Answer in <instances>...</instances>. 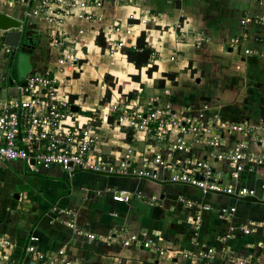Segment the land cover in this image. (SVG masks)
Listing matches in <instances>:
<instances>
[{
    "label": "crops",
    "instance_id": "crops-1",
    "mask_svg": "<svg viewBox=\"0 0 264 264\" xmlns=\"http://www.w3.org/2000/svg\"><path fill=\"white\" fill-rule=\"evenodd\" d=\"M65 1L50 0L48 13L54 14L64 7ZM103 1L101 8L90 9L95 15L92 20L82 21L68 15L63 22L54 24L30 19L27 16L30 7L26 3L0 0V12L22 21L23 32L31 39V43L27 42L13 54L0 52V95H15V86L24 83L33 69L53 66L52 58L59 57L62 51L50 47L49 36L60 31L67 44L75 47L82 57L80 66L84 63L88 70L93 69L89 72L92 78L97 74L101 77L110 74L128 80L131 75L140 74L141 83L127 85L134 93L132 98L138 96L133 90L139 88L140 95L148 99L157 95L161 104H170L175 109L197 108L207 100L212 105L207 112L209 116L217 115L233 124L264 126V23L258 20L264 15V0ZM36 2L31 7L36 6ZM131 14L149 21L147 24L134 22L133 41L130 40L125 49H135L142 31H146V41H151L153 50L150 63L158 66L160 73L175 76V80L166 81L164 87L160 86L156 73L152 78L147 75V67L138 71L123 52L110 55L97 44L101 32L113 35V27L119 23L125 27ZM246 19L250 20L243 24ZM148 25L158 27L159 34ZM200 35L207 40L199 45L197 37ZM235 39L240 40L237 46L233 44ZM246 50L251 54H246ZM84 70L80 68L75 72L81 73V78H85L83 82L76 78L71 80L69 76L65 78L70 83L71 95H79V82L83 86L89 83ZM119 71L126 76L119 75ZM149 85L153 86L150 95ZM165 89L169 94H165ZM123 91V95L131 94ZM103 97L104 92L100 102ZM121 132L118 129L112 140L107 139L110 147H106L105 152L117 154L118 148L111 147L123 142ZM234 137L252 140L250 135L240 133H235ZM259 148L251 146V150ZM220 168L225 169L220 177L229 179L226 166ZM247 186L256 189L258 196L240 199L217 193L204 195L185 185L83 171L69 177L59 167L34 169L26 162L2 161L0 236L15 241V255L19 258L23 257L30 235L36 233L42 249L50 252L66 246L72 257L84 259L88 264H114L117 260H122L123 264H192L181 257L170 259L166 252H158L159 249H194L192 213L177 202L178 197L186 196L195 199L203 209L199 241L214 245L234 225L235 237L227 243L242 255L247 253L251 241H264V229H259L250 241L237 230L241 223L264 220L263 183L252 178ZM115 192L129 194L132 198L128 203H116L112 199ZM222 207L236 209L229 220L220 217ZM183 220L188 222L183 223ZM70 221L83 233L95 234L96 239L75 233L68 227ZM130 232L147 233L146 239H152L158 248L124 246L125 234ZM205 264H225V261L216 259Z\"/></svg>",
    "mask_w": 264,
    "mask_h": 264
},
{
    "label": "built area",
    "instance_id": "built-area-1",
    "mask_svg": "<svg viewBox=\"0 0 264 264\" xmlns=\"http://www.w3.org/2000/svg\"><path fill=\"white\" fill-rule=\"evenodd\" d=\"M18 1L30 7L27 13L30 19L54 24L63 22L68 15L82 21L92 20L95 15L90 9L101 8L104 2L67 0L64 7L49 14L50 0H39L40 3ZM35 2L36 6L31 7ZM137 20L140 24L149 21L131 14L125 27L121 23L113 27V35L107 36L110 55L121 53L130 40L133 41ZM258 20L264 23V15ZM5 37L6 32L0 30V52L13 54L18 48L6 44ZM49 38L50 47L62 51L55 59L56 63L48 69H33L24 83L15 86V95H0V162L22 161L34 169L59 167L69 177L78 171L136 177L190 186L204 195L217 193L240 199L258 196L256 189L247 186L252 178L262 181L264 189V126L233 124L217 115L209 116L207 112L212 105L207 100L197 108L175 109L170 104H161L157 95L146 100V96L130 98L118 92L113 93L110 102H100L97 107L85 111L78 104L79 111L74 112L72 106L77 102L68 100L70 93L61 92V85L63 79L82 68L81 58L60 31L50 33ZM206 40L204 35L197 37L199 45ZM239 43V39L233 41L236 46ZM134 48L137 49L135 45ZM245 52L251 54L250 50ZM103 90L105 95L106 87ZM165 94H169V90L165 89ZM104 124L121 129L130 138L111 147L118 148L114 149L115 155L113 151H104L110 147L109 141L100 135ZM235 133L250 135L252 140L236 139ZM252 145L260 147L259 150H251ZM221 165H225L230 174L227 180L220 177L225 172ZM131 198L129 194H112L116 203H128ZM177 202L192 211L194 249H159L158 252H166L170 259L181 257L192 264H205L216 259L224 260L225 264H264L263 240L248 243L247 253L242 255L227 243L235 237L234 225L214 245L200 242L203 209L191 197L180 196ZM235 211L234 207H222L220 217L229 220ZM68 227L79 235L96 239L95 234L83 233L74 222H68ZM259 229H264V220L241 223L237 228L245 236L255 235ZM146 236L145 232L126 233L123 244L151 250L158 248ZM40 243L39 235L32 233L23 257L19 258L15 255V241L0 236V264H88L84 259L72 257L66 246L49 252L42 249ZM114 264L123 262L117 260Z\"/></svg>",
    "mask_w": 264,
    "mask_h": 264
},
{
    "label": "trees",
    "instance_id": "trees-1",
    "mask_svg": "<svg viewBox=\"0 0 264 264\" xmlns=\"http://www.w3.org/2000/svg\"><path fill=\"white\" fill-rule=\"evenodd\" d=\"M148 28H150V29L156 28L157 32H158L157 34H159V32H160V29L158 27H156L155 25H148ZM107 35H108V32L107 33L101 32L97 37V44H98V46L101 47L102 51H104V52L107 51L108 46H109L108 41H106V39H105L107 37ZM146 39H147V33H146V31H142L139 39L137 40V49H124L122 52L127 56L128 62L132 63L138 71H141L143 68L147 67L148 68L147 75L150 78H152L154 73H156L160 86L164 87L166 84V81H168V80L174 81L175 76L168 74V73H160L158 66L152 65L150 63V60H151V57L153 54V50L151 48V41H146ZM126 69H127V66H126ZM123 73L124 72H121V71L118 72L119 75L126 76V74H123ZM79 74L80 73H74V75L69 76V78L71 80L76 78V79H79L80 81L85 79V78L82 79L81 76H79ZM104 79H105V83L107 85V90H106V93L103 97V100L101 101L103 104L111 101L114 92H118V93L123 94L124 93L123 90H124L125 86L129 84V81H127L126 79L114 77L110 74L105 75ZM129 79L133 83H136V84L141 83L140 74L131 75ZM126 95H128L130 98H132L134 96V93L126 94ZM233 95L236 98V94L233 93ZM67 98L69 101L75 102L79 98V95L69 94ZM220 101L223 102L221 95H220ZM120 137L123 141L130 140L129 136L124 131L121 132ZM191 213H192V211H190V214Z\"/></svg>",
    "mask_w": 264,
    "mask_h": 264
},
{
    "label": "rangeland",
    "instance_id": "rangeland-1",
    "mask_svg": "<svg viewBox=\"0 0 264 264\" xmlns=\"http://www.w3.org/2000/svg\"><path fill=\"white\" fill-rule=\"evenodd\" d=\"M106 53H108V52L106 51ZM80 58H82V57H80ZM52 60H53V64L52 65H54L56 63V61H55L54 58H52ZM105 61H108V59H105ZM121 67H123V66H121ZM82 70H84V72L86 73L89 83H86V85L83 86V83L79 82V87H80L79 90L80 91L78 93L79 94V98L76 100V102H77L76 104L77 105L80 104L82 110L85 111V110L89 109L90 107L91 108H95V107H97L98 104H100V97H101V95H102V93L104 91L103 88L106 87V90H107V85H106L105 79H104L105 76L101 77L100 75H98V74L96 75L95 74L96 76H93L94 78H92L91 75H89V72L92 71L93 69L90 68L88 70L85 67L84 63L82 65ZM79 76H81V73L79 74ZM127 81H129V83H131L130 79H128ZM152 87L153 86H150V85L148 86V89H150L148 91L149 95L152 94V89H151ZM124 89H125V92L132 93L131 92L132 90H129L131 88L127 87V85L125 86ZM140 90L141 89L138 88L137 91H135V90H133V91L136 92L135 95H140V93H142ZM61 92H66V93H70V94L72 92L71 91V87H70V83L68 84L66 79L62 80ZM146 100H148V97H147ZM115 131H118V128H113L110 125L104 124V125L101 126L100 135L102 137L106 138V139L112 140V138H113L112 135L115 133ZM187 212H188V210H187ZM186 222H188V221H184L183 220V223H186ZM191 224L193 226V228H191L192 229V231H191L192 242L191 243L194 246L193 240H194V237H195V224L194 223H191ZM185 227H187V226L185 225ZM246 237H247V241L248 240L250 241L252 239L253 235L246 236ZM251 242H255V240L251 241Z\"/></svg>",
    "mask_w": 264,
    "mask_h": 264
},
{
    "label": "water",
    "instance_id": "water-1",
    "mask_svg": "<svg viewBox=\"0 0 264 264\" xmlns=\"http://www.w3.org/2000/svg\"><path fill=\"white\" fill-rule=\"evenodd\" d=\"M0 30L6 32L5 42L12 47L20 48L27 42L31 43V39H28L23 32L22 21L2 12H0ZM72 109L74 112H78L79 106L73 105ZM31 164H34V162H31Z\"/></svg>",
    "mask_w": 264,
    "mask_h": 264
}]
</instances>
